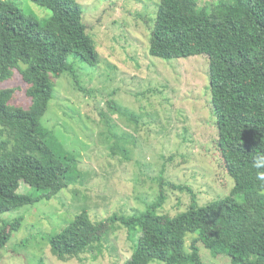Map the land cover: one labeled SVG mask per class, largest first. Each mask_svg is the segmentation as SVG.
Masks as SVG:
<instances>
[{"label": "trees", "instance_id": "1", "mask_svg": "<svg viewBox=\"0 0 264 264\" xmlns=\"http://www.w3.org/2000/svg\"><path fill=\"white\" fill-rule=\"evenodd\" d=\"M30 1L51 16L39 20L12 1L0 0V83L18 70L31 100L26 108L14 105V89H0V250L23 220L4 219L3 214L51 200L80 181L81 173L65 150L71 147L42 118L55 97L53 79L69 74L82 90L69 56L92 68L100 63L79 4ZM148 40L153 58L206 57L214 147L233 185L225 196L199 203L190 188L166 180L162 163L156 192L141 211L95 222L83 209L49 236L51 253L59 260H82L103 247L117 223L132 243L128 264H198L200 246L213 257H228L230 264H264V187L252 162L254 152L264 149V0H208L203 6L198 0H159ZM109 107L124 112L115 103ZM121 152L128 153L124 147ZM21 183L37 194L19 193ZM168 190L187 194L184 210L174 215L158 212Z\"/></svg>", "mask_w": 264, "mask_h": 264}, {"label": "rangeland", "instance_id": "2", "mask_svg": "<svg viewBox=\"0 0 264 264\" xmlns=\"http://www.w3.org/2000/svg\"><path fill=\"white\" fill-rule=\"evenodd\" d=\"M9 1L39 20L51 16L50 10L30 0ZM74 1L81 7L82 22L94 41L100 63L92 68L68 57L82 90L69 74L53 79L55 97L42 123L61 143L71 147L65 150L71 154L81 179L51 200L43 199L2 215L8 220L22 216L23 220L0 250V264H128L132 243L117 223L103 247L84 254L82 260L57 259L48 238L83 209L95 222L112 214L141 211L143 202L156 192L155 178L162 163L166 180L190 188L199 203L225 196L233 185L214 147L216 132L208 108L206 57L167 61L148 54L149 26L159 0ZM198 1L203 6L208 0ZM207 8L210 11L212 6ZM3 88L14 89L12 104L30 106L27 86L18 70L10 80L0 83ZM109 103L124 112L112 110ZM122 147L128 153H122ZM18 192L37 194L24 183ZM186 197V192L168 190L158 212H181ZM191 238H186L187 250ZM198 264L230 262L224 255L211 256L200 246Z\"/></svg>", "mask_w": 264, "mask_h": 264}, {"label": "clouds", "instance_id": "3", "mask_svg": "<svg viewBox=\"0 0 264 264\" xmlns=\"http://www.w3.org/2000/svg\"><path fill=\"white\" fill-rule=\"evenodd\" d=\"M252 162L253 168L256 170V179L264 187V149L254 152Z\"/></svg>", "mask_w": 264, "mask_h": 264}]
</instances>
